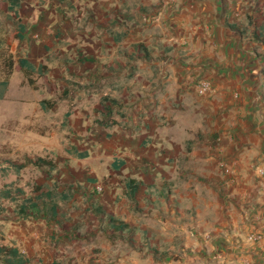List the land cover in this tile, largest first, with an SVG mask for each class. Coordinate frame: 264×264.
<instances>
[{
  "label": "rangeland",
  "instance_id": "1",
  "mask_svg": "<svg viewBox=\"0 0 264 264\" xmlns=\"http://www.w3.org/2000/svg\"><path fill=\"white\" fill-rule=\"evenodd\" d=\"M143 1L24 0L15 13L0 0V80L6 54L42 66L28 77L13 70L0 98V244L15 246L43 264H118L120 254L125 264H173L160 255L154 257L145 246L132 250L125 242L112 243L100 233H89L97 226L91 215L96 203L122 218H135L145 228L161 212L162 186L164 195L171 192L174 201L181 191L173 178L175 172L149 180L144 165L135 171L131 156L121 155L116 146L119 136L126 134L123 125L130 122L131 102L175 101V91L169 90L171 68L186 58L183 44L162 43L160 29L125 17L135 6H144ZM252 1L260 8L264 5V0ZM260 16L250 18L245 38L253 40V23ZM117 34H124L120 42L115 40ZM138 42L147 46L153 59H129L131 44ZM253 49L262 54L264 44ZM118 61L124 67L97 79L104 64ZM210 93L211 89L201 95ZM104 95L128 103L113 114L118 123L110 128L94 121ZM160 113L159 106L157 116ZM135 127V134L146 132V128ZM37 157L53 162L50 175L48 167L29 163L28 159ZM119 160L124 164L114 168L112 163ZM135 174L149 182L144 190L151 191L157 202L151 208L153 214H146L149 205L144 199L139 198L140 205L133 207L123 194L122 180ZM18 188L22 196L14 192ZM2 190L12 191V197H2ZM38 198L58 204L64 229L47 220L43 210L33 209L26 216L17 213L19 204ZM185 201L188 207L189 199ZM185 254L192 260V252Z\"/></svg>",
  "mask_w": 264,
  "mask_h": 264
},
{
  "label": "crops",
  "instance_id": "2",
  "mask_svg": "<svg viewBox=\"0 0 264 264\" xmlns=\"http://www.w3.org/2000/svg\"><path fill=\"white\" fill-rule=\"evenodd\" d=\"M142 4L125 17L160 29L162 43L183 44L186 58L171 68L169 90L175 91V101L131 102L130 122L120 124L129 133L120 135L116 146L121 155L131 156L135 171L144 165L149 180L175 172L181 191L174 201L171 192L165 190L164 195L162 186L161 212L156 210L157 221L145 228L135 218H122L106 207L135 227L138 243L131 246L123 239L103 237L125 242L132 250L145 246L154 257L160 255L173 264H264V175L258 173L264 170V52L253 49L262 43L244 37L250 18L262 15L264 5L260 8L252 0ZM200 80L210 85L207 96L197 92ZM135 126L146 132L135 134ZM220 163L230 168V174ZM130 177L142 181L145 191L146 178ZM146 193L136 197V205L144 199L149 205L146 214H153L157 202L151 191ZM257 234L259 240H248ZM186 250L192 252V260ZM116 261L125 264L122 254Z\"/></svg>",
  "mask_w": 264,
  "mask_h": 264
},
{
  "label": "trees",
  "instance_id": "3",
  "mask_svg": "<svg viewBox=\"0 0 264 264\" xmlns=\"http://www.w3.org/2000/svg\"><path fill=\"white\" fill-rule=\"evenodd\" d=\"M24 0H3V3L6 5V8L9 11L15 12L17 9L21 7V3ZM61 3H65L66 0H59ZM264 8V6H262ZM254 28H252L251 35L252 38L256 41L264 44V10H262V15L255 20L253 23ZM20 31H22V27L19 26ZM121 34H117L115 40L118 41ZM17 39H21L22 36L20 34H16ZM3 41L0 39V46H2ZM132 52L128 55L129 59H141V60H151L152 54L150 53L147 46L142 43H133L131 44ZM165 58V56H162ZM3 59L4 69L3 77L0 80V98L3 97L6 87L8 85L9 77L13 70L20 71L23 77H28L33 71L41 70L42 66L34 67V65L29 62L25 57L18 56L16 59H13L10 54H6ZM121 61L116 63H107L104 64V69L101 70L97 74V79L104 78L106 76L111 75L117 69H121L124 67ZM262 77H264V69L261 70ZM125 105L124 99H117L109 95H104L100 102L98 103V107L96 108V112L99 116L94 120L95 123L104 128H110L116 125L118 122L113 118V114L116 113L119 109H122ZM119 115H123L119 113ZM29 163H33L36 166H46L48 167V174L50 175V171L55 168V165L51 160L37 157L34 160L28 159ZM122 162L114 163L112 166L114 168L120 167ZM123 192L125 196L136 205V197L137 196H147V193L143 191V182L140 180H136L132 177H127L123 181ZM14 192L17 195H23L21 189H15ZM1 196L5 198L12 197V191L10 190H2ZM43 210L46 212L47 220L53 222L59 228H63L64 226L60 221L57 210L58 204L49 199L43 200L42 198H38L36 201L26 200L25 202L18 205L17 213L20 216H26V214L33 210ZM92 219L98 223L96 227L90 230V234L101 233L106 236L110 240L123 239L129 245L133 246L138 243L135 237V227L114 215L110 210H108L105 206L100 203H96L91 208ZM0 264H43L41 260H34L30 257L25 256L17 247L11 245L0 244ZM57 264V263H54Z\"/></svg>",
  "mask_w": 264,
  "mask_h": 264
},
{
  "label": "built area",
  "instance_id": "4",
  "mask_svg": "<svg viewBox=\"0 0 264 264\" xmlns=\"http://www.w3.org/2000/svg\"><path fill=\"white\" fill-rule=\"evenodd\" d=\"M196 88H197V92L199 94H204L206 93L208 90H210V85L207 81L205 80H200L197 82L196 84ZM221 169L223 170V172H225L226 174H230V168L228 166H226L225 164L223 163H220L219 164ZM259 175H264V170H259L258 171ZM98 190H100L101 188L98 186L97 187ZM248 240H252V241H257L260 239V235H249L248 237Z\"/></svg>",
  "mask_w": 264,
  "mask_h": 264
}]
</instances>
